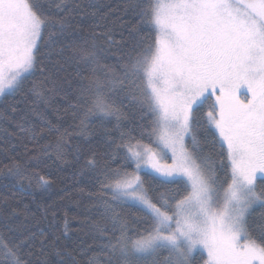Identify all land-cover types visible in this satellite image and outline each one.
Wrapping results in <instances>:
<instances>
[{
	"label": "snow or ice",
	"instance_id": "snow-or-ice-1",
	"mask_svg": "<svg viewBox=\"0 0 264 264\" xmlns=\"http://www.w3.org/2000/svg\"><path fill=\"white\" fill-rule=\"evenodd\" d=\"M88 7L0 0V97L14 100L0 123L18 141L0 149V176L47 187L36 169L53 152L64 159L73 133L93 120L118 133L84 164L99 186L92 242L61 247L38 222L0 212V264H196L198 253L201 264H264V0H134L150 27L132 40L77 27ZM73 83L79 124L61 132L39 105Z\"/></svg>",
	"mask_w": 264,
	"mask_h": 264
},
{
	"label": "trees",
	"instance_id": "trees-1",
	"mask_svg": "<svg viewBox=\"0 0 264 264\" xmlns=\"http://www.w3.org/2000/svg\"><path fill=\"white\" fill-rule=\"evenodd\" d=\"M130 2L134 3V0H81L83 5L91 3L94 7H88L87 14L83 15V18L78 16L74 23L77 27L83 28L85 32L97 22L107 25L114 29L117 40L120 39L121 33L127 40H132L135 32L148 35L150 25L142 22L138 15L139 9L129 8ZM91 13L96 15L93 16ZM76 102L75 84L73 83L71 87L65 84L51 95L50 105L46 109L42 104L39 108L46 112L47 119L53 124L63 125L61 132L65 128L72 131L70 126L79 124V120L73 118L72 105ZM10 103H14L11 96L7 100L3 98L0 102V112H3ZM32 120L44 126L37 117L33 116ZM114 123L115 121L106 125L107 129L112 132V137H108L105 136V129L101 127L100 122L93 120L89 124L88 133L84 136L73 133L69 140L72 150L67 152L64 159H57L54 152L48 157H43L44 162L36 171L50 180V185L47 187H39L35 179L29 186L28 180L19 181L11 177L0 176V212L10 213L15 209L18 213L16 222L27 224L29 227L38 222L39 228L43 229L49 239H59L61 247L66 245L69 249H73L81 240L91 243L92 239L88 234L89 226L86 220L96 216L95 210L91 208L93 201L90 194L97 191L99 186L92 178V174L84 168V164L92 151L103 154L107 148L106 141L118 136V133L113 130ZM141 123L150 126L151 118L146 116ZM16 132L14 124L0 123V149H8L11 143H18L15 135H8ZM136 135L139 137V129ZM199 135L201 141L204 142L206 136L204 131L201 130ZM48 139L52 140L53 137L49 136ZM207 141L206 152L211 150L210 136L207 137ZM144 142L147 143L148 140L145 138ZM76 145L80 146L79 160L74 158ZM33 146L32 143L28 144L29 148ZM18 151L23 152V147H19ZM7 163H9L7 157L0 152V166ZM119 163L120 161L117 160L112 166L117 167ZM171 187L174 188L175 185ZM259 211L258 208L255 210L256 213ZM49 259L55 264L58 257L50 255ZM65 260L66 264H71L69 258L65 257ZM196 264H201L199 253L196 256Z\"/></svg>",
	"mask_w": 264,
	"mask_h": 264
},
{
	"label": "rangeland",
	"instance_id": "rangeland-1",
	"mask_svg": "<svg viewBox=\"0 0 264 264\" xmlns=\"http://www.w3.org/2000/svg\"><path fill=\"white\" fill-rule=\"evenodd\" d=\"M3 99V97H0V102H1V100ZM169 163L171 162V161H168Z\"/></svg>",
	"mask_w": 264,
	"mask_h": 264
}]
</instances>
